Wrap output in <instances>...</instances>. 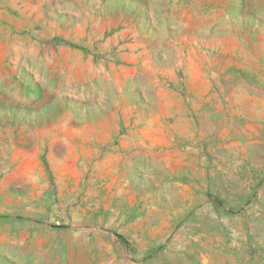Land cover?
<instances>
[{
	"label": "rangeland",
	"instance_id": "obj_1",
	"mask_svg": "<svg viewBox=\"0 0 264 264\" xmlns=\"http://www.w3.org/2000/svg\"><path fill=\"white\" fill-rule=\"evenodd\" d=\"M0 264H264V0H0Z\"/></svg>",
	"mask_w": 264,
	"mask_h": 264
}]
</instances>
